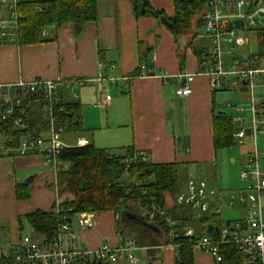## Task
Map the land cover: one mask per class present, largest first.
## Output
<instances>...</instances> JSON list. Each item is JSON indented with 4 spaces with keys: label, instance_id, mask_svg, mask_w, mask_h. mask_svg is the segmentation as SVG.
Here are the masks:
<instances>
[{
    "label": "crops",
    "instance_id": "obj_1",
    "mask_svg": "<svg viewBox=\"0 0 264 264\" xmlns=\"http://www.w3.org/2000/svg\"><path fill=\"white\" fill-rule=\"evenodd\" d=\"M133 1L99 2L97 20L86 24L79 36L73 34L71 27L56 30L47 28L43 32L46 37L43 43L19 45L10 41L12 31L8 30V38L0 39V94L4 93L3 96L9 100L19 97L21 91L8 90L6 87L17 81L93 80L100 75L115 78V84L103 85L101 94L94 84L68 89L59 84L57 99L62 103L80 104L81 123L87 131L80 138L63 135L61 141L65 147H73L78 139L94 145V139L101 141V137L105 136L109 143L107 147L112 148L99 149L118 152L122 148L133 146L136 152L154 164L189 163L188 177L191 172L197 175L202 165L210 166L215 180V185L208 184L210 187L223 193L244 189L246 182L241 181L239 173L253 150L259 154V159L260 156L264 157V143H261L262 149L257 143L255 148L250 143L241 146L233 143L230 148L215 150L211 119L214 112H223V109L219 110L216 105V92L211 90L209 79L202 75L195 76L190 85L189 96L181 97L174 93L182 86L181 82L175 80L177 75L184 71L196 74L203 66L198 63L191 46L203 45L208 50L207 42L196 39L194 43L185 38L181 47V38L176 42L165 24L143 14L135 16ZM148 1L153 10H162L167 17L174 15L172 0ZM262 3L264 6V0ZM0 14L7 18L9 12L6 6L0 5ZM201 28L203 30V25ZM202 33L203 31L197 33L195 37ZM247 42L248 39L245 38L235 44L234 57L239 61L258 51L239 50L238 47ZM179 54L184 56L183 70L179 66ZM142 55L145 57L142 64L152 76L139 78L136 74L139 65H142ZM230 58L232 57L228 56L225 60ZM100 62L104 64L102 70L97 67ZM117 82L122 83L119 88L121 96L114 99L110 97L109 104L100 106L101 95L109 96V91ZM259 91L264 93L263 89ZM237 92L246 94L241 90ZM43 137H47L46 132ZM18 158H0V253L12 250L20 242L24 215L37 209L49 212L56 199L53 189L56 170L46 164L44 157L34 154ZM259 167L264 170V162L260 163L259 160ZM38 169L44 171L39 173ZM224 172H227L229 178L226 179L228 186L222 188ZM196 178L199 179L197 176ZM18 184L27 185L28 199H15L14 192ZM261 202L264 207V195ZM166 206L172 208L174 204L167 199ZM235 206L229 211L233 213V220L242 218L247 209V205L237 203ZM89 215L90 226L87 228L78 225V232L71 225L75 239L66 235L67 247L84 246L94 250L104 245L114 247L122 242L124 238L120 236L117 225L120 216L111 211ZM19 219H22L21 222ZM76 232L82 238L80 246L75 244L78 235ZM30 238L36 241L40 239L34 235ZM159 242L158 246L151 247L150 250L136 248L138 258H134V262L130 264H175V249L165 243V238L159 239ZM193 261L194 264H216L208 253H203L196 247L193 248ZM115 264L129 263L122 260Z\"/></svg>",
    "mask_w": 264,
    "mask_h": 264
},
{
    "label": "trees",
    "instance_id": "obj_2",
    "mask_svg": "<svg viewBox=\"0 0 264 264\" xmlns=\"http://www.w3.org/2000/svg\"><path fill=\"white\" fill-rule=\"evenodd\" d=\"M105 0H42L41 2H18L15 12L19 18L16 22L15 41L19 45L39 44L46 41L43 32L47 28L60 29L71 27L73 34L79 36L88 23H93L98 18V3ZM111 1V0H109ZM144 16L164 18L170 26L168 30L176 42L182 38L196 23V28H201L202 13L205 9V0H172L174 15L167 17L162 10H153L149 1L145 0ZM142 0H134L132 4L135 16L141 14ZM161 22V21H160ZM164 24V23H163ZM257 42L258 55L264 58V29L253 30ZM190 45V44H189ZM198 63H204L208 56L207 47L198 45L192 47ZM180 69L184 68V56H177ZM145 61L144 55L140 64ZM140 66V65H139ZM140 69V67H139ZM139 69L136 74H139ZM0 94V112L4 111L7 102L2 100ZM21 106L14 111L11 118L0 122V139H12L15 148L19 146L21 137H43L48 129V118L43 114L46 101L35 93L21 97ZM38 100L40 101L39 104ZM36 104L38 106H36ZM60 107L63 112L59 113ZM55 119L59 125L66 127L67 135L74 138L82 137L87 131L81 123V107L78 102L62 103L60 100L53 106ZM13 118H19L21 125L15 127ZM213 148L227 149L233 145L231 132L233 124L230 116L212 115ZM18 158L16 153H0V158ZM144 155L136 152L131 147L116 151L99 149L89 142L83 147H64L58 153L55 167V183L57 197H59V211H53L54 204L49 212L36 210L24 215L23 221L30 226L34 236L39 240H50L52 233L65 222L71 223L79 214H100L107 211L120 216L124 212L135 215L144 225H152L164 232L165 243L175 249V264H194L193 246L205 235L206 227L219 222V216L210 217L208 214L200 217H190L179 214L180 208L174 206L167 208V199L174 202L176 194L181 191L189 177L188 164L160 163L154 164ZM185 169L182 176L180 171ZM15 199L26 200L29 197L28 187L18 184L15 187ZM60 199H62L60 201ZM151 206L166 208V215L161 219L148 220L143 213ZM22 219H19L21 222ZM174 222V226L169 224ZM194 221L204 229L197 231L193 227ZM117 225L119 222L117 221ZM192 229L193 236L185 237L183 229ZM120 236L132 237L135 248L149 249L159 245V240L150 229L141 224H124ZM123 239V240H124ZM12 252V251H11ZM221 264H236V252L233 247L220 248ZM78 264H106L98 262L80 261Z\"/></svg>",
    "mask_w": 264,
    "mask_h": 264
},
{
    "label": "built area",
    "instance_id": "obj_3",
    "mask_svg": "<svg viewBox=\"0 0 264 264\" xmlns=\"http://www.w3.org/2000/svg\"><path fill=\"white\" fill-rule=\"evenodd\" d=\"M263 0H205V9L202 13L203 33L197 36L198 40L207 42L208 56L203 66L196 74L182 72L175 80L181 82L182 86L175 90V94L181 97L189 96L190 85L193 78L198 75L209 79L212 91H239L244 88L248 96L247 107H238L226 104V108H232L234 114L230 120L234 126L231 132L233 143L237 146L250 143L255 148L257 137L264 135V93L257 96L259 89L264 90V58L257 52L245 60H238L234 57L235 44L245 30L264 29V6ZM0 5L6 6L9 17L13 22L1 17L0 14V39L8 38V30L12 31L10 41H15L16 22L19 18L15 12L16 3H7V0H0ZM243 22V30L238 34L235 23ZM264 41V39H262ZM246 42V41H245ZM224 54L231 56L230 60L224 59ZM98 69L104 68L100 62ZM138 77H149L153 74L148 71L145 65L139 66ZM113 69L112 67H109ZM116 83V79L100 75L93 80L72 79V80H44L24 83L17 81L16 84L6 86L8 90L21 91L20 96L25 97L38 93L44 101L43 114L48 118L47 137L31 138L21 137L18 148H15L12 139L7 137L0 139V153H16L18 157L28 155H40L44 157L47 165L55 169L58 153L65 147L61 137L66 133V127L59 125L55 119L53 106L59 102L57 99L59 84L65 88L85 87L94 84L97 92L101 94L103 85ZM100 106L107 105L111 98L101 95ZM2 100L7 102L3 112H0V122L11 118L14 111L18 109L22 100L17 97L9 100L6 96ZM59 113L63 112L60 107ZM248 113V117H245ZM13 125H21L19 118H13ZM88 145L84 139H78L75 146L83 147ZM259 154L255 150L250 154L242 170L240 179L246 182L242 190L223 193L220 190L210 187L203 179L189 176L184 188L176 194L174 206L186 208L197 212L196 217L208 214L210 217H217L221 211H232L239 203L247 205L245 214L240 219L222 222L221 224H210L211 233L205 231L193 247L208 253L216 264H221L220 248L233 247L236 252V264H264V207L261 202L264 195V170L259 167ZM145 158H143V161ZM56 170V169H55ZM55 202L53 211H59V197H57V185L53 186ZM166 215V208L151 206L145 210L143 217L148 220L161 219ZM91 215L79 214L77 224L81 227L90 226ZM171 226L174 222L169 221ZM207 228V227H206ZM71 223L59 224L51 235L50 240H32L23 236L20 242L12 250L0 253V264H78L80 261L115 264L118 261H126L129 264L134 262L135 244L130 239H124L114 247L102 246L98 249L89 250L85 247H67L65 236L74 240L71 232ZM215 229V231H214ZM185 237L193 236L192 229H183ZM12 251V252H11Z\"/></svg>",
    "mask_w": 264,
    "mask_h": 264
},
{
    "label": "rangeland",
    "instance_id": "obj_4",
    "mask_svg": "<svg viewBox=\"0 0 264 264\" xmlns=\"http://www.w3.org/2000/svg\"><path fill=\"white\" fill-rule=\"evenodd\" d=\"M13 1L14 2H21V1H27V0H7V3H10V2H13ZM30 1H41V0H30ZM2 11H4V8H2ZM6 17H7L6 18L7 19V22H13L11 17H9L8 15H6ZM202 31H203L202 28H196V23H192L191 29L180 39V46L182 47L184 45L185 38H188V40L190 42H194L195 43V40L197 39V37H195V35L197 33H201ZM245 38L248 39V42L246 44L245 43H242V45H240L238 47L239 50L243 49L244 52H248V51L254 52V51H257L258 48H257V44H256V41H255V34H253L251 31L245 30V32L242 35H240V37L238 38V42L241 41V40H244ZM181 50H183V49H181ZM223 57H224V59H227L228 58V56L226 54H224ZM121 84H122L121 82H117V85L113 86V88L109 91V97H111L112 99H114L116 96H118V97L121 96L119 94V92H120V89L119 88L121 87ZM261 93H263V91L262 92L259 91L257 93V96L259 94H261ZM124 97H126V96H124ZM247 100L248 99H247V95L246 94H240L237 91H234L232 89L227 90V91H217L215 93V102H216L217 107L219 108V110L220 109H223V112L227 116L233 115L234 112H233V109L232 108H229V107L226 108V106H225L226 104L229 103L230 105H233V106H238V107H242L243 106V107H247L248 106L247 105V103H248ZM39 102L40 101L38 100V103L37 104H39ZM219 103L222 106H220ZM37 104H36V106H38ZM103 111L106 113L105 110H103ZM245 117H248V113H245ZM120 130H122V129H120ZM263 138L264 137H262L260 135L257 137L256 143H257V146H259L260 149H262L261 143H264V141H262ZM107 144H109V143H108L107 139L105 138V136L101 137V141H97V140L94 139V145L96 147H98V148L99 147L100 148L101 147L102 148L103 147L104 148H112V147H107L108 146ZM17 159H19V158H17ZM259 160H260V163H263L264 162V157L263 156H260V159ZM46 168L47 167H45V169ZM38 170L40 171L39 173H42L44 171L43 169H42V171L40 169H38ZM185 172H186L185 169H183V170L180 171V174L183 176L185 174ZM190 176H192V177H196L197 176L201 180L204 179L209 185H215V180H213L214 176H213L212 171L210 170V166L204 167L202 165V168H200L198 170L197 175L195 173H192L191 172L190 173ZM222 176L224 177V179H223L224 182L221 183V187L222 188H225L224 186H228L226 179H228L229 176L227 175V172H224L222 174ZM61 200L62 199H60V201ZM179 208H180V210L178 211L179 214H186V216H190V217L191 216L192 217H195V215L197 214V212H195V211H191L189 209L181 208V207H179ZM233 218L234 217H233V213L232 212L223 210L219 214V222L218 223H215L214 222V224H218L219 225L222 222L232 221ZM76 222L73 220L71 222V225H73L75 231H78V229H79L78 228V225L79 224H76ZM118 222H119L118 228L121 231V230H123L124 224H127V222L122 217H120L118 219ZM22 227H23V230L21 231V235H22L21 238H23V236L31 237V236L34 235L33 232H32V230H31V228H30V226H28L25 221H23V226ZM193 227L196 228L197 231H201V232L204 231V229L201 227V225L198 222H196V221H194ZM84 228H87V226H84ZM155 235H157V237L155 236L157 238V240H159V239L160 240H163L166 237V235H164V232L161 231V230H159ZM80 237L81 236H80V233H79L76 236V240H75V244L78 245V246L82 245V243H80V241L82 242V240H81L82 238H80ZM126 239H130L131 240L132 237H130V238L126 237ZM134 258L135 259L138 258L136 251L134 252Z\"/></svg>",
    "mask_w": 264,
    "mask_h": 264
},
{
    "label": "water",
    "instance_id": "obj_5",
    "mask_svg": "<svg viewBox=\"0 0 264 264\" xmlns=\"http://www.w3.org/2000/svg\"><path fill=\"white\" fill-rule=\"evenodd\" d=\"M145 2H146L145 0H142V4H141V8H140L141 14H144ZM160 21L162 23H164L167 27L170 26V24L164 18H161ZM235 26L238 28V34H241V32L243 30V22L242 21H238V22L235 23ZM241 91H244L243 87L241 88ZM218 114L219 115H224L225 113L224 112H219ZM120 217L124 218L127 223L129 222V223H133V224H135V223L141 224V225L145 226L148 230L150 229L152 232H154V234H156L158 232L155 227H153L152 225H149V226L144 225L142 222H140V219L137 216H135V215L133 216V215H131L128 212H124V213L120 214ZM212 230L213 229H212L211 226H207V228H206V232L207 233H211ZM214 231H215V229H214Z\"/></svg>",
    "mask_w": 264,
    "mask_h": 264
}]
</instances>
